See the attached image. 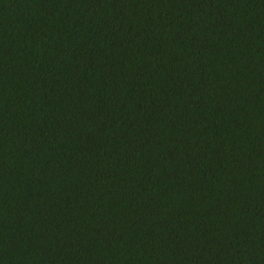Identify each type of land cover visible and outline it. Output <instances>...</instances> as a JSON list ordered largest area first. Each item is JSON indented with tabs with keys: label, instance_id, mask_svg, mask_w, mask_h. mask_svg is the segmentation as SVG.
<instances>
[{
	"label": "trees",
	"instance_id": "1",
	"mask_svg": "<svg viewBox=\"0 0 264 264\" xmlns=\"http://www.w3.org/2000/svg\"><path fill=\"white\" fill-rule=\"evenodd\" d=\"M0 264H264V0H0Z\"/></svg>",
	"mask_w": 264,
	"mask_h": 264
}]
</instances>
